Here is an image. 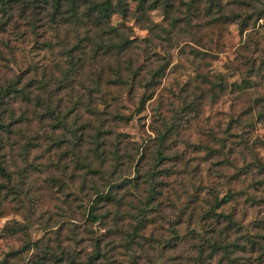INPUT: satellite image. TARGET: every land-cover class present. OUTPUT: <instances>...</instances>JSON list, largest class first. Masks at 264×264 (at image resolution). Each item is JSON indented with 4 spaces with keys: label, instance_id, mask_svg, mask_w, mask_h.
<instances>
[{
    "label": "rangeland",
    "instance_id": "374dc122",
    "mask_svg": "<svg viewBox=\"0 0 264 264\" xmlns=\"http://www.w3.org/2000/svg\"><path fill=\"white\" fill-rule=\"evenodd\" d=\"M189 1L174 0L167 18L161 8L147 10L141 22L137 0H127L128 15L111 17L141 41L136 64L156 69L162 57L168 61L143 104L142 88L120 91L117 108L127 119L110 122L120 134L122 160L111 176L113 159L100 166L85 156L84 143L73 148L63 129L39 123L34 105L9 104L13 117L24 111L32 121L2 140L0 160L10 175L0 173V264H64L68 253L96 264H199L195 243L222 228L225 242L244 244L231 256L237 264H264L242 238L246 229L264 235V118L258 114L264 106V0H219L220 10L207 9L204 0L188 10ZM152 24L156 35L146 28ZM163 27L171 29L169 36ZM4 37L11 51L1 46L0 86L18 76L23 83L42 54L36 55L35 39L18 19ZM97 106L103 109L100 100ZM83 110L67 120L79 126ZM113 112L105 113L110 118ZM163 121L174 125L161 158L156 137ZM55 138L63 142L47 151ZM88 160L90 170L83 166ZM97 190L116 200L99 199L93 220L88 211ZM226 193L233 198L215 208L214 200ZM222 214L233 219L230 228ZM221 254L203 263L217 264Z\"/></svg>",
    "mask_w": 264,
    "mask_h": 264
},
{
    "label": "trees",
    "instance_id": "16d2710c",
    "mask_svg": "<svg viewBox=\"0 0 264 264\" xmlns=\"http://www.w3.org/2000/svg\"><path fill=\"white\" fill-rule=\"evenodd\" d=\"M198 1V0H197ZM207 9L220 10L222 5L219 0H204ZM174 6V0H137L136 10L139 13L137 19L141 22L147 10L161 8L165 18L169 16V10ZM194 7V0H190L187 9ZM129 7L127 0H0V58L3 57L1 46L11 51L4 33L15 19L20 20L25 28L35 39V46H38L36 55L41 53L39 63L28 67L25 72L27 76L22 83V77L12 78L4 86H0V157L3 153V137L9 139L10 134L21 131L20 123H30L31 118L27 117L24 111L18 117H13L9 110L11 102L20 99L25 106L34 105L32 110L34 117L39 123L48 120L52 123L54 130L63 129V134H69L71 147L86 145V157H95L100 161V166L110 158L114 160L115 167L109 176L115 173L118 165L122 163L121 153L118 144L121 142L120 134L115 132L110 122L117 123L127 119L119 112L117 105L121 99V90L126 89L128 94L142 88L141 104L149 100L153 95L154 88L159 77L164 73L168 61L162 57V63L158 67L136 64L137 59L133 57L134 50L140 46V40L130 36L125 25L116 26L111 23L113 14L118 13L122 17L128 15ZM176 20L171 27L174 28ZM150 32L155 33L157 25H147ZM165 35L169 36L171 29L163 27ZM26 32V31H25ZM49 33V36H48ZM142 41L148 45L151 39L143 38ZM144 50V49H142ZM8 52V53H9ZM143 66V67H142ZM24 74V73H22ZM21 75V74H19ZM158 79V81H157ZM157 81V82H156ZM221 79L215 81L216 86ZM100 100L103 109L99 110L97 102ZM40 108V111H38ZM84 109L85 121L79 126L74 121H68L67 116L80 117L78 109ZM113 109L110 118L107 109ZM64 109V110H61ZM10 113L8 117L4 113ZM264 118L263 110L258 113ZM106 115V116H104ZM99 124L93 126V121ZM163 131H157L158 145L157 157L163 158L161 147L174 124L168 125L161 122ZM18 126V127H15ZM51 140V139H50ZM52 141L46 146L50 151L54 144L59 148L63 139ZM60 141V142H58ZM7 142V141H6ZM15 142L8 144L14 145ZM26 152V147L24 148ZM93 154V155H92ZM76 164L79 161H74ZM87 170L91 168V161L83 163ZM0 173L9 176L0 160ZM106 173L102 171V176ZM233 198L232 193H226L219 201L214 200L215 208L221 201ZM99 199L115 201L114 193L97 190L93 199V206L88 211V217L97 220L94 209ZM214 215L216 211L212 212ZM226 219V226L230 228L233 219L229 215H223ZM264 228V220L261 221ZM216 235H209L200 238L195 247L197 248V261L204 264V258H212L214 254L221 251V257L217 264H237L236 259L231 257L237 248H244V244L236 241L224 240L222 231ZM137 232L134 229L133 239ZM245 242L252 250L257 249L264 260V242L261 238L264 235L251 233L246 229ZM97 241V240H96ZM206 252V257L204 253ZM208 256V257H207ZM64 264H96L92 257L82 260L75 254L68 253Z\"/></svg>",
    "mask_w": 264,
    "mask_h": 264
}]
</instances>
